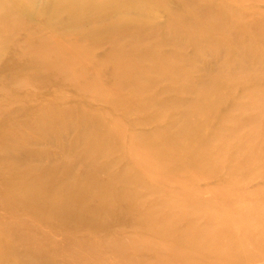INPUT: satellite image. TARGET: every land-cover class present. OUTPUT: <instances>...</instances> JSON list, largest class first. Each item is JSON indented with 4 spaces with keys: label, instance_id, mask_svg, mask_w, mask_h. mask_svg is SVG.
<instances>
[{
    "label": "bare ground",
    "instance_id": "bare-ground-1",
    "mask_svg": "<svg viewBox=\"0 0 264 264\" xmlns=\"http://www.w3.org/2000/svg\"><path fill=\"white\" fill-rule=\"evenodd\" d=\"M183 1L187 11L173 0H0V72L15 71L0 87V190L30 216L10 224L21 264L58 229L61 264H264V67L239 37L247 0ZM62 13L80 41L66 30L18 40ZM100 36L108 55L96 62ZM204 51L215 78L189 80ZM55 85L77 101L38 97Z\"/></svg>",
    "mask_w": 264,
    "mask_h": 264
},
{
    "label": "rangeland",
    "instance_id": "rangeland-1",
    "mask_svg": "<svg viewBox=\"0 0 264 264\" xmlns=\"http://www.w3.org/2000/svg\"><path fill=\"white\" fill-rule=\"evenodd\" d=\"M174 3H178L177 6L180 5V9L182 11H187V7L184 5V1L181 0V4L180 1L177 0H173ZM215 3H218L217 0ZM174 6V5H173ZM176 7V5H175ZM242 9V14H243V19L244 22L247 24V31H241L239 37L244 41L247 50L249 51V53L251 54L252 60L254 62V64L260 65L264 67V50L263 48H261L260 46H254V43L256 40L261 39L264 37V1H261L260 3H257L255 1H251V0H247L243 6L241 7ZM32 12L30 11V9L28 8V12H23V18L25 21H31L32 17ZM59 17V16H58ZM35 18V17H34ZM57 18V17H56ZM60 24H55L52 23V26H48L51 23L47 20L42 21L41 19H35V23L34 26L35 27H31V29L23 34L20 35L19 37V41L20 43H24L25 38L27 37V35H32L35 34L37 35H41L46 34L48 36H50L51 34L53 35H64L63 30H66V40H79L81 39L79 35L77 34H68V29H70V27H72V23L68 20V14L67 13H62L60 15ZM152 20V18H150ZM149 19V20H150ZM151 22V21H150ZM154 22L157 23L154 26L159 29V35H162L163 33L169 32V29L167 27H164V23H165V19L161 16H157L156 19H154ZM255 22L258 23V25L255 24ZM55 24V25H54ZM258 26V27H257ZM250 27V28H249ZM52 28V29H51ZM61 30V31H60ZM201 30H207L206 28L201 29ZM254 30L256 31V33L254 32ZM42 31V33H41ZM103 36L97 37L94 39L95 41V48L93 51V58H96V62H99L101 59H103L106 55H108L107 50L105 49V46L102 45L103 43ZM80 41V40H79ZM94 44V42L91 39H86L83 40V45L86 48H91V46ZM23 45V44H22ZM260 47V48H258ZM186 50L184 51L186 55H191L194 52V48L191 46L185 48ZM71 55V54H70ZM200 59L196 58L194 64L196 65V69L191 71V75L189 76V80L190 78H195V77H203L206 78L208 76H211V78H215V74H216V69H215V61H217V58H213L210 54V52L208 51H204L202 53L201 56H198ZM119 58V56H118ZM6 63V61L4 62ZM183 64V63H182ZM24 64L21 65V67ZM93 66V63L90 64V62H88V65H86V70L89 71ZM14 70L11 69H5L2 72H0V87H4V88H9L10 84H11V80L13 77V72ZM110 69H106L104 70L103 73H100V80H102L105 83H110ZM96 74V73H95ZM98 74V73H97ZM99 75V74H98ZM96 76V75H95ZM98 77V78H99ZM202 79V78H201ZM189 82V81H188ZM218 82V81H217ZM219 83H217L218 85ZM108 86H111V84H108ZM239 91V88L234 91L237 92ZM58 93H62L65 96H68L67 98L68 100V104H74L77 100L75 97H77L75 94V92L70 88V87H61V86H53L51 87L49 90L40 92L38 94V97L40 99H46V96H51L54 97L56 94ZM5 97L0 96V99H3ZM75 98V99H74ZM50 100V97L47 98ZM227 103H231V100L228 98ZM109 111L112 110L113 106H107L106 107ZM111 114V113H110ZM118 115L119 113L117 111H114L113 115ZM223 114L222 111L219 112V115ZM248 114H243V119H247L248 120ZM5 117L4 118H0V150L1 148L4 146V144L6 143V141L4 140L5 135L9 134L10 132V127L9 124H6L5 121ZM247 120H244L243 122L246 123ZM2 157V153L0 152V158ZM12 204L4 199V193L3 191L0 190V251L3 252V255L0 257V264H21L22 262H25V259L23 258V256L20 255V253L15 254L14 256H11L10 252L11 249L13 248H17L18 247V243L17 240L15 239V233H14V229H12V227L10 226V224L12 223V221H17L20 219H30V216L25 214L24 212H20L19 215L17 216L16 214H14L10 208H11ZM39 232H46L49 231L50 229L47 228L46 226H41L39 229ZM51 236H49V239H46L45 241H42V246H43V253L42 256L37 259L34 260L35 258H33L31 261L34 262V264L36 263H40V264H61L62 263V258L54 255L53 254V244L52 243H63V241H65V234L62 231L56 230L55 232H51L50 234ZM63 252H66V247L62 248Z\"/></svg>",
    "mask_w": 264,
    "mask_h": 264
}]
</instances>
